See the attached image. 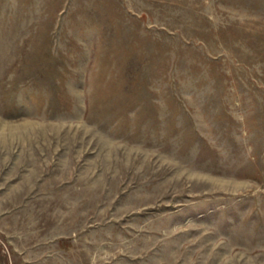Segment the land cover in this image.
I'll list each match as a JSON object with an SVG mask.
<instances>
[{
  "label": "rangeland",
  "instance_id": "374dc122",
  "mask_svg": "<svg viewBox=\"0 0 264 264\" xmlns=\"http://www.w3.org/2000/svg\"><path fill=\"white\" fill-rule=\"evenodd\" d=\"M0 264H264V0H0Z\"/></svg>",
  "mask_w": 264,
  "mask_h": 264
}]
</instances>
